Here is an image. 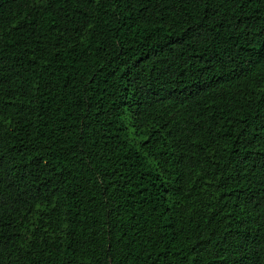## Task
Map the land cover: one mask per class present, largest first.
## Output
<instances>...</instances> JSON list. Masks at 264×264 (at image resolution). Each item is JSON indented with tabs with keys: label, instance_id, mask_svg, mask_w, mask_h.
Masks as SVG:
<instances>
[{
	"label": "trees",
	"instance_id": "1",
	"mask_svg": "<svg viewBox=\"0 0 264 264\" xmlns=\"http://www.w3.org/2000/svg\"><path fill=\"white\" fill-rule=\"evenodd\" d=\"M0 264H264V0H0Z\"/></svg>",
	"mask_w": 264,
	"mask_h": 264
}]
</instances>
